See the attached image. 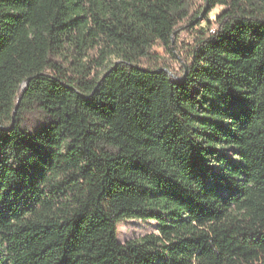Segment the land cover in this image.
<instances>
[{
	"label": "trees",
	"instance_id": "1",
	"mask_svg": "<svg viewBox=\"0 0 264 264\" xmlns=\"http://www.w3.org/2000/svg\"><path fill=\"white\" fill-rule=\"evenodd\" d=\"M0 264H264V0H0Z\"/></svg>",
	"mask_w": 264,
	"mask_h": 264
},
{
	"label": "rangeland",
	"instance_id": "2",
	"mask_svg": "<svg viewBox=\"0 0 264 264\" xmlns=\"http://www.w3.org/2000/svg\"><path fill=\"white\" fill-rule=\"evenodd\" d=\"M198 8H202V13L208 12L207 6H204L203 1L198 3ZM222 9L220 6L213 7L206 18L213 19L214 14ZM195 33V29H190L185 26L181 27L176 36L175 41L172 45L173 53H169L162 47L155 46L154 51L159 56L160 64L165 67L169 72L179 75L182 72V62H189L190 49L193 44L192 34ZM231 156V152L226 153ZM156 232V225L154 221H143V220H127L120 223L117 227V239L119 242L126 240L137 239L147 233Z\"/></svg>",
	"mask_w": 264,
	"mask_h": 264
}]
</instances>
